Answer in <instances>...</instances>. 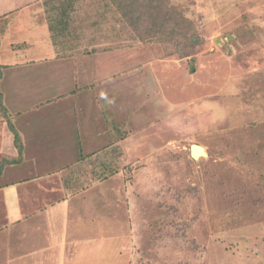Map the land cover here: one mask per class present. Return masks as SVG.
I'll return each instance as SVG.
<instances>
[{"label": "rangeland", "instance_id": "1", "mask_svg": "<svg viewBox=\"0 0 264 264\" xmlns=\"http://www.w3.org/2000/svg\"><path fill=\"white\" fill-rule=\"evenodd\" d=\"M60 2L0 0V27L11 28L4 52L35 25L51 36L42 49L90 55L82 76L92 87L81 95L104 99L121 125L88 154L113 162L95 188L105 190L94 203L105 217L99 230L92 219L85 260L82 245L69 246V264H264V0H161L198 35L185 48L135 35L110 0H77L67 34H57ZM193 144L206 155L194 158ZM42 255L21 262L43 264Z\"/></svg>", "mask_w": 264, "mask_h": 264}, {"label": "crops", "instance_id": "2", "mask_svg": "<svg viewBox=\"0 0 264 264\" xmlns=\"http://www.w3.org/2000/svg\"><path fill=\"white\" fill-rule=\"evenodd\" d=\"M1 7L0 11H5ZM20 7H12V11ZM40 30L44 33L34 25L33 38L18 44L23 48L39 44L40 48L23 52L19 51L22 47L10 43L4 52L2 43L11 28L7 24L0 27V88L22 148L20 156L15 134L0 115V156L10 155L15 160L4 166L0 176V264H26L21 260L38 250L43 253V264H57L61 255L63 264L75 263L68 252L69 246L74 249V240L85 250L77 262L86 259V251L90 254L93 245L84 242L90 241L91 232H97L93 222L97 223L98 213L102 215L94 203L106 194L95 188L107 179H95L86 188L70 192L67 170L80 165L82 155L95 152L91 149L105 144L106 138L120 135L112 123L114 117L109 119L104 108L107 102L81 95L92 87L91 78L82 76L91 70L90 55L78 60V55L60 53L54 44L56 50H44V37L48 40L51 36ZM97 227L99 230L98 223ZM101 241L93 239V244Z\"/></svg>", "mask_w": 264, "mask_h": 264}, {"label": "trees", "instance_id": "3", "mask_svg": "<svg viewBox=\"0 0 264 264\" xmlns=\"http://www.w3.org/2000/svg\"><path fill=\"white\" fill-rule=\"evenodd\" d=\"M61 1L57 6L59 12L55 18V25H50V29L60 35H66L68 27L70 26V20L72 13L76 11L77 0H55ZM111 5L116 6L121 11L123 19L127 22V25L132 29L134 34L139 35L142 39H151L165 37L164 40L180 42L184 41L183 48L187 46L186 42H197L198 35L193 33L194 30L188 27L187 24L190 21L184 17L181 13L175 10L164 11V6L161 0H110ZM46 1L45 4H48ZM166 12V13H165ZM159 40V41H160ZM186 41V42H185ZM2 68L0 64V79L2 77ZM0 110L4 118L8 121L10 129L15 134V144L19 150L21 156V138L16 130L14 124L10 118V112L4 102V95L0 89ZM114 128L119 132L121 125L113 120ZM120 133V132H119ZM117 148L118 152L119 147ZM116 150V149H114ZM114 150H112L114 153ZM108 153L105 152L103 155ZM113 154V153H112ZM91 155H82V162L80 165H74L69 168L68 175L66 174L67 186L71 191L76 192L89 186L93 180L98 178H104L107 176L105 171L110 168V164L113 162L106 161L105 157L101 159L100 153ZM117 156L116 154H114ZM93 158L94 161L92 160ZM12 159H6L0 164V175L4 166L8 163H13ZM80 176V177H79ZM82 179L84 182L82 183ZM72 181V183H70Z\"/></svg>", "mask_w": 264, "mask_h": 264}, {"label": "bare ground", "instance_id": "4", "mask_svg": "<svg viewBox=\"0 0 264 264\" xmlns=\"http://www.w3.org/2000/svg\"><path fill=\"white\" fill-rule=\"evenodd\" d=\"M200 146V145H199ZM194 153H195V156L197 157V156H199V155H201V154H203L204 153V149H203V147L202 146H200V147H194Z\"/></svg>", "mask_w": 264, "mask_h": 264}, {"label": "water", "instance_id": "5", "mask_svg": "<svg viewBox=\"0 0 264 264\" xmlns=\"http://www.w3.org/2000/svg\"><path fill=\"white\" fill-rule=\"evenodd\" d=\"M195 146H196V147H197V146L200 147L198 144H193V145H192V148H191V154H192V156H193L194 158H198V157L195 156V153H194V147H195ZM202 155H206V151H205ZM199 157H200V156H199Z\"/></svg>", "mask_w": 264, "mask_h": 264}]
</instances>
